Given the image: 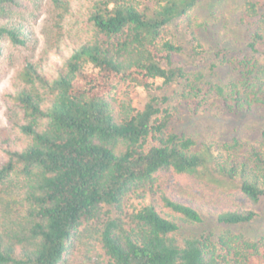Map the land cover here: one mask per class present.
<instances>
[{
	"label": "trees",
	"instance_id": "1",
	"mask_svg": "<svg viewBox=\"0 0 264 264\" xmlns=\"http://www.w3.org/2000/svg\"><path fill=\"white\" fill-rule=\"evenodd\" d=\"M199 1L0 0V62L9 46H26L29 17L44 3L60 40L58 59L25 60L8 94L0 264H264V235L232 230L257 218L236 197H264V4L245 2V16L258 17L247 46L262 58L213 82L177 63L182 46L170 29ZM156 79L181 84L193 113L203 100L205 113L260 116L258 138L199 142L174 129L156 99L137 109L129 85L150 91ZM164 172L228 194L231 204L211 209L219 232L192 230L203 217L160 184Z\"/></svg>",
	"mask_w": 264,
	"mask_h": 264
},
{
	"label": "rangeland",
	"instance_id": "2",
	"mask_svg": "<svg viewBox=\"0 0 264 264\" xmlns=\"http://www.w3.org/2000/svg\"><path fill=\"white\" fill-rule=\"evenodd\" d=\"M246 1L200 0L190 17L174 21L170 25L171 33L182 46L181 52L176 55L177 63L188 70H201L206 79L213 82H226L238 75L237 64L242 59L260 60L262 57L259 52L255 53L247 46V42L251 40L254 21L258 17L245 16ZM259 2L264 4V0ZM50 20L49 6L44 3L29 17L32 37L26 46H9L8 55L0 62V140L10 136L12 132L11 116L13 118L15 112L8 94H13L12 81L17 70L27 59L43 58L44 60L46 56L50 60L58 59L54 51L58 48L60 40L49 28ZM61 46L62 43L59 47ZM92 72L94 69H86V74ZM128 88L137 109H142L151 98L156 99L160 108H168L172 111L171 126L194 136L199 142L209 139L222 144L236 133L246 137L251 143L258 138L259 127L263 122L260 116L249 115L240 120L236 115L225 112L224 108L205 113L206 105L203 100L199 111L193 113L183 104L181 99L183 88L179 83L165 84L161 79H156L150 91L133 84ZM236 129L238 131H235ZM4 158V154L0 151V163ZM159 182L169 188L175 199L192 203L200 211L203 222L192 228L193 231H220L222 225L216 223V214L211 209L218 202L226 205L230 199L228 194L225 195V192L220 194L219 189L212 183L205 181L201 185L170 172H164ZM236 202L241 209L254 210L257 218L248 225L232 227V230L252 237L264 235V197L255 203L243 195H238ZM224 228L226 229V226ZM183 232H189V229L185 228Z\"/></svg>",
	"mask_w": 264,
	"mask_h": 264
}]
</instances>
